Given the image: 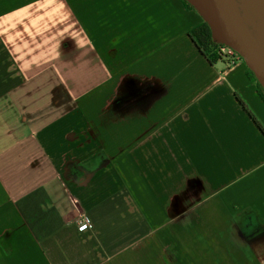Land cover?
Here are the masks:
<instances>
[{
    "label": "crops",
    "instance_id": "0c3cea01",
    "mask_svg": "<svg viewBox=\"0 0 264 264\" xmlns=\"http://www.w3.org/2000/svg\"><path fill=\"white\" fill-rule=\"evenodd\" d=\"M202 20L0 0V264H264V101Z\"/></svg>",
    "mask_w": 264,
    "mask_h": 264
},
{
    "label": "water",
    "instance_id": "95a60500",
    "mask_svg": "<svg viewBox=\"0 0 264 264\" xmlns=\"http://www.w3.org/2000/svg\"><path fill=\"white\" fill-rule=\"evenodd\" d=\"M210 26L214 37L239 54L264 88V46L247 27L237 0H188ZM251 5L264 16V2Z\"/></svg>",
    "mask_w": 264,
    "mask_h": 264
},
{
    "label": "trees",
    "instance_id": "16d2710c",
    "mask_svg": "<svg viewBox=\"0 0 264 264\" xmlns=\"http://www.w3.org/2000/svg\"><path fill=\"white\" fill-rule=\"evenodd\" d=\"M181 1L183 2L185 8L196 11V9L188 0ZM247 7L251 12L248 28L251 33L255 36V38L264 46V16L253 6L248 4ZM188 34L193 40V42L196 44V46L199 48V50L208 58L211 63H215L218 59L222 58L221 55L217 53V47H219L221 43L214 37L210 26L206 21H204V19L200 24L190 29ZM247 72L249 77L256 82L257 91L262 100L264 101V88L257 81L252 71L248 69ZM248 111L253 116L254 120L258 123V125L261 127V130L264 131L262 126L259 124L255 116L253 115V113L250 110Z\"/></svg>",
    "mask_w": 264,
    "mask_h": 264
},
{
    "label": "built area",
    "instance_id": "2783aa9c",
    "mask_svg": "<svg viewBox=\"0 0 264 264\" xmlns=\"http://www.w3.org/2000/svg\"><path fill=\"white\" fill-rule=\"evenodd\" d=\"M217 53L220 54L222 58L227 59L228 65L236 64L241 60V57L238 53H236L229 46L223 44L217 47ZM73 223L81 232H88L93 227L91 220L85 214H79L78 216H75Z\"/></svg>",
    "mask_w": 264,
    "mask_h": 264
},
{
    "label": "flooded vegetation",
    "instance_id": "af4514ba",
    "mask_svg": "<svg viewBox=\"0 0 264 264\" xmlns=\"http://www.w3.org/2000/svg\"><path fill=\"white\" fill-rule=\"evenodd\" d=\"M251 1L262 3L264 0H237L241 15L248 27V23L250 22V10L248 9L247 5H251ZM252 6V5H251Z\"/></svg>",
    "mask_w": 264,
    "mask_h": 264
}]
</instances>
